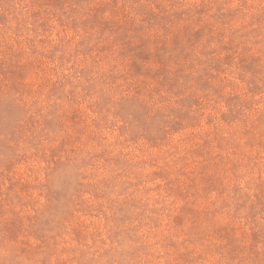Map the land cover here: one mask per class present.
<instances>
[{
  "label": "rangeland",
  "instance_id": "rangeland-1",
  "mask_svg": "<svg viewBox=\"0 0 264 264\" xmlns=\"http://www.w3.org/2000/svg\"><path fill=\"white\" fill-rule=\"evenodd\" d=\"M0 264H264V0H0Z\"/></svg>",
  "mask_w": 264,
  "mask_h": 264
}]
</instances>
